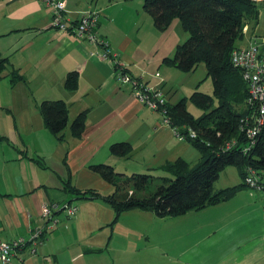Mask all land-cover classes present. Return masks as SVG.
Wrapping results in <instances>:
<instances>
[{"label": "crops", "instance_id": "obj_1", "mask_svg": "<svg viewBox=\"0 0 264 264\" xmlns=\"http://www.w3.org/2000/svg\"><path fill=\"white\" fill-rule=\"evenodd\" d=\"M255 2L257 16L246 19L237 47H247L264 37V2ZM141 3L65 0V10L74 21L85 11H97V34L109 41L127 72L148 86L162 89L169 105L181 99L186 104L194 91L202 92L200 86L208 76L206 67L200 63L184 72L164 62L165 57L174 56L188 35L181 31L180 21L173 19L170 24L173 22L176 35H168L170 24L162 31L156 29L153 19L140 15ZM51 14L52 8L39 0H0V54L8 60L0 78V114L6 112L21 132L51 133L41 142L42 147H0V238H28L33 228L44 224L42 206L46 202L76 201L77 211L70 217L56 213L58 222L46 229L36 253H30L26 246L0 264H126L138 254L136 243L142 236L143 220H152L155 213L132 208L115 219L114 209L101 197H81L67 185L101 196L113 194V184L90 168L106 162L116 171L109 151L112 143H129L131 154L119 157L141 159L150 171L146 173L155 178L171 175L160 167L176 159L195 165L200 151L190 141L178 139L162 122L160 112L144 105L131 93L129 84L116 79L112 62L90 55L95 45L79 38L71 28L62 32L54 28ZM140 18L148 20L143 30L137 28ZM12 70L22 79L13 81ZM70 71L78 74L71 90L65 86ZM46 99L66 103L67 125L58 134L48 129L40 112V104ZM80 113H84V127L76 135L71 124ZM0 138L6 139V134L1 132ZM235 169L240 180L219 189L241 183ZM154 171L163 174L156 177ZM190 214L199 220L182 231L169 226L171 234H179L175 240L180 238L182 243L178 264H264L261 189L240 186L231 197L215 204L163 218L184 222ZM205 214L214 218L201 220ZM207 228L223 232L219 244L222 255L215 259L201 248H193L199 247L198 237Z\"/></svg>", "mask_w": 264, "mask_h": 264}, {"label": "trees", "instance_id": "obj_2", "mask_svg": "<svg viewBox=\"0 0 264 264\" xmlns=\"http://www.w3.org/2000/svg\"><path fill=\"white\" fill-rule=\"evenodd\" d=\"M256 0H143V9L152 19L156 29L164 30L177 18L188 38L179 44L172 58L167 62L187 72L203 63L212 80L213 96L194 91L191 102L204 110L195 118L187 109L185 100L174 105L167 103V113L173 124L194 129L197 136L187 141L200 151V160L193 166L182 159L167 162L160 168L173 178L161 176L155 180L147 173H133L124 176L107 163H96L90 168L98 172L107 182L113 184L114 193L101 196L93 190L79 191L67 185L75 194L84 198L101 197L115 211V219L125 210L139 208L151 210L157 216L179 215L188 210L200 209L231 197L240 186H246L244 178L247 169L255 171L259 181L264 175V125L257 135L255 144L244 151L248 139L239 130L242 117L251 112L247 103L248 86L241 71L231 63V53L237 48L236 41L243 37L242 27L249 17L257 16ZM8 67V60L0 54V78ZM78 74L70 71L65 86L74 89ZM13 81L22 79L17 71H11ZM243 102V110H237L235 103ZM45 125L54 134L67 125V106L64 100H43L40 104ZM84 127V113L72 122L71 129L80 135ZM235 140L236 145L225 149L224 144ZM109 151L117 156L131 154L127 142L112 143ZM235 166L241 183L219 190L213 189L220 172L226 166ZM153 184L154 190L148 191Z\"/></svg>", "mask_w": 264, "mask_h": 264}, {"label": "built area", "instance_id": "obj_3", "mask_svg": "<svg viewBox=\"0 0 264 264\" xmlns=\"http://www.w3.org/2000/svg\"><path fill=\"white\" fill-rule=\"evenodd\" d=\"M44 5L52 8L51 25L59 31H66L69 28L75 34L96 46V50L90 52L114 65V75L122 84H129L131 93L147 107L160 112L162 122L172 129L174 135L180 140L193 139L197 136L194 129L185 125L179 126L171 122L167 113V97L158 87L148 86L139 77L132 76L127 72L125 65L117 58V53L111 47L109 41L97 34L98 12L91 10L81 13L74 21L66 14L65 0H39ZM263 1L264 0H259ZM231 63L241 71L243 80L248 86L247 103L251 112L241 118L239 130L244 133L248 142L244 146V151L252 147L257 139V135L264 125V37L259 42H254L247 47H237L232 50ZM236 145L235 140L224 144L225 149ZM247 187L257 188L263 191L264 182L259 181L255 171L247 169L244 178ZM77 211V206L70 202L59 203L56 201L46 202L42 206V216L44 224L32 229L28 238L18 237L10 241L0 238V263H6L15 257L17 250L29 246V252L34 254L43 240V234L47 228L58 222L56 213L64 212L70 217Z\"/></svg>", "mask_w": 264, "mask_h": 264}, {"label": "rangeland", "instance_id": "obj_4", "mask_svg": "<svg viewBox=\"0 0 264 264\" xmlns=\"http://www.w3.org/2000/svg\"><path fill=\"white\" fill-rule=\"evenodd\" d=\"M141 3V0H134V2ZM143 3V2H142ZM142 3L140 4V7L142 6L141 12L143 17H147L149 21L152 19L151 16L146 13L143 9ZM152 21V20H151ZM173 21H179L177 18H174ZM147 22V23H146ZM148 20L143 21L142 18H140L139 25L137 26L138 29L143 30L144 28H147ZM135 29L136 26L134 27ZM168 35L174 36L175 34V28L173 22L170 24L168 28ZM183 33H188L184 31V29L180 28ZM176 35V34H175ZM178 38V35H177ZM186 37H184L185 40ZM183 39L180 40L179 43L184 41ZM242 41H237L236 44H240ZM201 65H204L201 63ZM200 89L202 92L208 93L213 96V86H212V80L209 76L202 82ZM162 90V89H161ZM214 97V96H213ZM217 104V100L214 97V105ZM235 108L237 110H243V102L235 103ZM186 108L190 111V113L195 117L198 118V116L202 115L204 112L203 109L195 106L191 101L187 100L186 102ZM16 121L13 120L6 112L3 114H0V133L6 134V139L0 138V147H42L41 142L45 140V138L48 140V137L50 138L51 133L47 130L42 131H36V133H26L21 132L15 128ZM45 131V132H44ZM47 136V137H46ZM48 144V143H47ZM64 145V144H63ZM65 147V146H64ZM112 160L115 163V169L117 172H124L125 175H131L133 172L135 173H146L150 172L148 169H145L144 162L139 158H124L119 157L113 154ZM112 162V161H110ZM106 163V162H105ZM156 177L158 175H161L163 173L161 172H153ZM224 173V174H223ZM166 177L173 178L171 175L165 174ZM236 174V169L234 166L229 165L226 167V169L222 172L221 176L218 177L216 181L213 182V189L218 190L222 186H225L227 184H234L235 180H240ZM234 178V179H233ZM157 180V178H155ZM261 181L264 182V175L261 178ZM154 185L150 184L148 186V191L154 190ZM250 188V187H248ZM255 189V188H250ZM71 205L78 206L76 204V201L70 202ZM65 215L64 212H61ZM127 215V214H124ZM129 215V214H128ZM151 215V214H150ZM196 215V214H195ZM193 214H190L191 217H189L184 222L182 220H171V218H163L160 216H152V220H143V228L142 230V236L139 238V240L136 243L138 254L132 255L129 258L130 260L126 261V264H128V261L131 262L130 264H178V260L182 258L180 257L179 253L181 250V241L180 238H177L175 240V237H177L179 234L173 235L170 233L169 226L175 227L177 229H182L190 224H194L197 220V217ZM211 218H214L213 214H205L204 217L201 218L203 221H209ZM127 219V218H126ZM129 219V218H128ZM171 221V223H170ZM188 223V224H185ZM222 230L218 229L215 232H213V229L207 228L205 231L201 233V236L198 237L199 240V247L198 245H194L193 248L197 251L200 250L202 253H209L212 259L217 258V256H221L222 252L220 249H223L222 246H220V238L222 236ZM181 235V234H180ZM193 241H196V237L193 239ZM121 247L123 246V243L120 244ZM134 243L132 244V246ZM126 248H130L128 245H124ZM123 249V247H122ZM196 256V255H195ZM207 256V255H206ZM209 256V257H210ZM208 258V257H207ZM209 258V259H211Z\"/></svg>", "mask_w": 264, "mask_h": 264}]
</instances>
